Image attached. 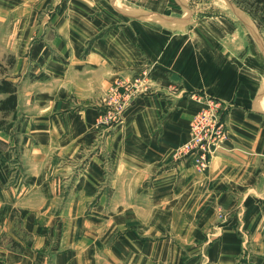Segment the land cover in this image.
Listing matches in <instances>:
<instances>
[{
  "label": "rangeland",
  "instance_id": "374dc122",
  "mask_svg": "<svg viewBox=\"0 0 264 264\" xmlns=\"http://www.w3.org/2000/svg\"><path fill=\"white\" fill-rule=\"evenodd\" d=\"M189 4L198 27L206 16H224L236 24L240 63L250 57L248 66L253 73L264 72V64L256 58H264V24L245 9L246 2L189 0ZM57 8L55 0L46 6L33 0L29 17L16 8V15L0 19V81H11L17 96L15 110L0 113V191H5L0 198L10 200L11 205L6 223L0 222V256L8 252L28 256L39 251L42 258L53 259L72 254L78 245L79 250L91 245L98 248L96 253L84 256L82 252L75 264H250L249 230L246 223L241 224L245 211L230 229L243 246L228 261L220 252L229 235L225 230L230 227V213L218 210L208 221L191 217L190 208L180 212L166 200L157 203L156 209L151 204L149 177L143 180L134 171L119 175L124 164L119 158L120 145L111 141L137 135L123 121L133 95L143 89L142 78L115 77L112 71L106 86L97 80L92 83L98 75L88 70L91 65L86 56L95 39L76 47V41L57 33L53 26ZM252 31L259 35L260 44ZM134 71L144 73L142 77L148 75V71ZM89 81L95 90L88 86ZM190 99L199 108L187 128V139L171 150L169 164L160 165L161 173L173 166L177 171L189 168L203 177L213 157L229 141L228 116L234 105L204 90L194 92ZM205 109H209L206 124L198 128L199 133L194 132L193 122ZM260 109L264 114L263 105ZM88 172L100 174L102 180L80 206V215L74 217L88 220L94 211H100L102 217L79 227L88 230L94 240L80 239L77 245L69 236V213L72 202L81 197ZM181 217L186 222H180ZM102 231L111 237V245H102L104 250L98 244ZM128 234L133 238L126 237ZM119 240L131 246L126 256L109 253L119 248Z\"/></svg>",
  "mask_w": 264,
  "mask_h": 264
},
{
  "label": "crops",
  "instance_id": "0c3cea01",
  "mask_svg": "<svg viewBox=\"0 0 264 264\" xmlns=\"http://www.w3.org/2000/svg\"><path fill=\"white\" fill-rule=\"evenodd\" d=\"M32 1L0 0V19L16 15V8H22L23 15L29 17ZM39 1L46 6L50 0ZM176 1L178 4L175 0H55L58 8L53 14V26L57 33L76 41V47L95 39L86 56L91 65L88 70L98 75L92 83L97 80L106 86L112 71L115 77L142 78L143 89L133 95L123 121L126 128H135L137 135L119 142L111 139L120 145L119 158L124 164L119 175L134 171L143 180L149 177L151 204H156V209L157 203L166 200L167 205L180 208V212L190 208L191 217L208 221L218 210L225 215L230 213V227L225 230L228 239L220 252L228 261L235 259L237 249L243 246L236 242L230 229L239 220V213L245 211L241 224L246 223L249 230L248 262L264 264V114L260 109L264 107V72L253 73L248 66L252 63L250 57L240 63L236 24L224 16H206L198 27L189 0ZM232 11L238 16L235 9ZM104 32L107 34H101ZM256 58L264 64L263 57ZM134 69L139 73L148 71V75L142 77L145 74H137ZM92 83L88 86L95 90ZM200 90L234 105L228 116L229 141L213 157L203 177L189 168L177 171L172 165L161 173L160 165L169 164L171 150L187 139V128L199 108L190 96ZM101 180L100 174L86 173L81 197L72 202L69 222L71 227L77 226L69 236L77 245L80 239L94 240L91 234L75 237L74 232L78 233L79 227L90 221H99L101 212L94 211L88 220L74 216L80 215V206ZM10 208V200L0 198L1 223H6ZM158 213L159 210L155 215ZM99 239L101 248L111 241L106 233H101ZM78 246L72 254L53 259L42 258L39 251L28 256L8 252L0 256V264H75L82 252L88 256L98 249L89 245L88 250H79ZM118 246L109 253L120 256L128 249L123 241Z\"/></svg>",
  "mask_w": 264,
  "mask_h": 264
},
{
  "label": "trees",
  "instance_id": "16d2710c",
  "mask_svg": "<svg viewBox=\"0 0 264 264\" xmlns=\"http://www.w3.org/2000/svg\"><path fill=\"white\" fill-rule=\"evenodd\" d=\"M247 3L245 9L254 18H257L261 24H264V0H243ZM1 67V65H0ZM0 95H4V98L0 99V113H10L15 110L16 107V88L13 83L7 79L0 81Z\"/></svg>",
  "mask_w": 264,
  "mask_h": 264
},
{
  "label": "built area",
  "instance_id": "2783aa9c",
  "mask_svg": "<svg viewBox=\"0 0 264 264\" xmlns=\"http://www.w3.org/2000/svg\"><path fill=\"white\" fill-rule=\"evenodd\" d=\"M208 111H209V109H208ZM208 111H207V109L203 110L199 114V117H197V119H195V121L193 122V125H192L194 132L198 131V133H199L200 129H198V128H202L205 126V124H206L205 117H206V114L208 113ZM203 117H204V119H202ZM201 160H202V162H204V160H205L204 154H201Z\"/></svg>",
  "mask_w": 264,
  "mask_h": 264
},
{
  "label": "bare ground",
  "instance_id": "6f19581e",
  "mask_svg": "<svg viewBox=\"0 0 264 264\" xmlns=\"http://www.w3.org/2000/svg\"><path fill=\"white\" fill-rule=\"evenodd\" d=\"M253 32V31H252ZM254 33V32H253ZM254 35L256 36V40H258V42H259V44H260V37H259V35L256 33H254ZM223 122V121H222ZM226 134V133H225ZM212 156V155H211ZM210 161V160H209ZM118 219V218H117ZM129 220V219H128ZM114 221V220H113ZM118 225V224H117ZM77 225L75 224V225H72V230H71V232L72 231H74L73 229L76 227ZM81 227V226H80ZM82 228V227H81ZM80 229V228H79ZM88 231V230H87ZM86 230H79V232L78 233H76V232H74L75 233V237H77V236H79V235H85V236H88L89 234H90V232H87ZM70 231H69V233H71ZM101 233H104L103 231L101 232ZM74 236V235H73ZM127 246V251L124 253V254H122V255H118L119 257H122V256H126L127 255V253H128V250H130L131 249V246L129 245V247H128V245H126ZM115 257V256H114ZM127 260V259H126ZM133 260V259H132ZM131 260V261H132ZM134 260H136V259H134ZM110 261V260H109Z\"/></svg>",
  "mask_w": 264,
  "mask_h": 264
}]
</instances>
